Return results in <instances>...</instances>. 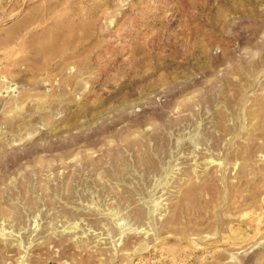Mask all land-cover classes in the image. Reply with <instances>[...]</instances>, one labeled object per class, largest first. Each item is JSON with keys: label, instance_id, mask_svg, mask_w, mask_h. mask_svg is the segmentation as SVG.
<instances>
[{"label": "rangeland", "instance_id": "374dc122", "mask_svg": "<svg viewBox=\"0 0 264 264\" xmlns=\"http://www.w3.org/2000/svg\"><path fill=\"white\" fill-rule=\"evenodd\" d=\"M0 264H264V0H0Z\"/></svg>", "mask_w": 264, "mask_h": 264}, {"label": "bare ground", "instance_id": "6f19581e", "mask_svg": "<svg viewBox=\"0 0 264 264\" xmlns=\"http://www.w3.org/2000/svg\"><path fill=\"white\" fill-rule=\"evenodd\" d=\"M27 22H28V20H27ZM62 39H63V38H62ZM61 42H62V40L59 41V43H61Z\"/></svg>", "mask_w": 264, "mask_h": 264}]
</instances>
